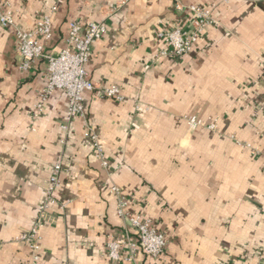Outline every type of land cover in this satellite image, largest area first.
Returning a JSON list of instances; mask_svg holds the SVG:
<instances>
[{
    "label": "crops",
    "instance_id": "obj_1",
    "mask_svg": "<svg viewBox=\"0 0 264 264\" xmlns=\"http://www.w3.org/2000/svg\"><path fill=\"white\" fill-rule=\"evenodd\" d=\"M1 1L26 30L52 17L48 54L66 45L72 22L103 23L107 33L87 67L96 90L86 116L68 123L63 91L35 116L48 62L21 70L15 31L0 26V264L31 262L15 239L40 217L57 163L60 204L45 213L39 264H130L108 256L126 227L113 187L167 235L164 255L140 252L138 264H264V0H179L218 24L189 54L160 59L159 32L194 29L174 0ZM110 86L123 102L99 94ZM191 116L218 118L219 131L190 130ZM87 132L102 141L107 167Z\"/></svg>",
    "mask_w": 264,
    "mask_h": 264
},
{
    "label": "built area",
    "instance_id": "obj_2",
    "mask_svg": "<svg viewBox=\"0 0 264 264\" xmlns=\"http://www.w3.org/2000/svg\"><path fill=\"white\" fill-rule=\"evenodd\" d=\"M127 1L129 0H124V3ZM174 1L177 10L187 9L192 13L194 29L191 32L182 28L159 32L157 36L163 40L166 49L161 50L156 55L157 59L164 57L179 58L189 54L199 41L204 29L209 25L218 24L210 10L197 6H184L179 0ZM16 16L11 4L0 0V26L13 28L15 31L20 55L19 68L29 70L35 61L46 60L48 62L47 84L40 94L35 116L43 113L44 106L50 96L57 91H63L68 97L67 122L69 123L76 118H85L86 94L96 90L87 67L94 44L107 33L106 25L97 22L87 24L72 22L69 26L66 45L57 54H48L45 44L53 36L52 17L46 15L36 22L34 30H26L17 23ZM261 65L264 72V58L261 59ZM98 92L102 97L113 101L123 102L125 100L122 91L117 86L104 87ZM186 121L192 131L207 130L214 133L219 131L218 118L203 119L191 116L186 118ZM62 128L67 130L68 124ZM86 136L92 139L95 152L99 156L102 166L107 167L108 162L102 141L91 132H87ZM237 142L242 145L239 141ZM246 146L251 147L250 144H246ZM61 172L62 166L57 163L52 171L46 201L40 208V217L32 228L22 232L15 239L17 242L27 244L32 250L33 255L29 264H39L41 258L42 230L46 225L45 213L50 206L60 204L56 193L61 186ZM111 190L119 196L117 211L125 220L126 227L124 237H115L109 241L107 245L109 258L115 262L125 260L130 264H138V255L142 252L153 260L160 259L168 245L167 235L153 226L152 219L139 214H132L130 202L121 196L119 188L113 187ZM68 203H62L61 206L65 208ZM126 250H128V255H124Z\"/></svg>",
    "mask_w": 264,
    "mask_h": 264
}]
</instances>
